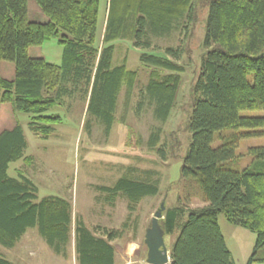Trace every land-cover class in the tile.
I'll return each mask as SVG.
<instances>
[{
	"label": "trees",
	"instance_id": "16d2710c",
	"mask_svg": "<svg viewBox=\"0 0 264 264\" xmlns=\"http://www.w3.org/2000/svg\"><path fill=\"white\" fill-rule=\"evenodd\" d=\"M48 16L46 23L31 21L29 0H0V62H14L13 80L0 77V105L11 103L14 112L30 116L29 127L49 138L62 122L53 108L65 97L91 90L88 110L113 126L114 114L123 88L127 105L138 84L139 72L127 61L113 66L115 42L131 39L141 50L142 65L150 69L149 82L141 88L139 110L146 104L154 109L155 119L166 123L176 105L185 66L180 62L191 52L186 42L166 47L160 54L153 37H170L176 31L194 36L199 20L195 0H36ZM106 4L107 19L102 43L98 27ZM210 5L200 73L192 88V110L187 128L191 144L182 166L185 178H199L206 206L189 211L167 208L160 220L166 234L180 227L171 252L172 264H236L219 224L224 214L234 225L257 235L254 253L248 264L264 262V146L249 148L253 167L242 171L225 166L238 157L242 138L264 136V117L242 116V111L264 110V0H208ZM57 38L63 46L61 64L29 55L33 46ZM225 129H247L227 137L214 147L216 134ZM162 128L149 136L151 148L160 143ZM176 139V135L173 134ZM28 140L20 122L0 133V244L13 248L30 229L54 251L66 255L73 231L79 264H116L113 241L125 229L103 225L89 226L83 216H75L73 203L59 195L40 198L38 185L11 164L24 161ZM159 152L165 158L164 148ZM113 200L119 194L128 198L131 212L148 196L159 192L156 184L143 179L120 178L114 186H101ZM151 225V224H150ZM0 264H18L0 254Z\"/></svg>",
	"mask_w": 264,
	"mask_h": 264
},
{
	"label": "rangeland",
	"instance_id": "374dc122",
	"mask_svg": "<svg viewBox=\"0 0 264 264\" xmlns=\"http://www.w3.org/2000/svg\"><path fill=\"white\" fill-rule=\"evenodd\" d=\"M198 5L199 20L194 36L184 37L182 30L170 37H153L155 51L165 53L166 47L189 44L191 52L180 61L185 66L182 73V84L176 105L166 123H159L154 116V109L148 101L139 110L141 88L149 82L150 69L142 65L141 50L133 45L131 39L115 42L113 66H120L127 61L131 70L139 72V82L127 105V91L123 88L114 114V123L109 132L106 124L88 110L91 90L87 93L83 85L81 91L65 97L64 104L58 105L51 112L59 113L63 120L55 125L49 138L36 134L29 127L30 116L24 112H14L11 103L0 105V133L20 122L28 140L27 155L34 157L32 164L20 160L13 162L9 170L12 176L17 169H22L39 188L40 198L59 195L73 203L74 215H82L89 226L103 225L110 228L125 229L122 238L117 239V264H143L139 259L140 249L133 241L140 242L148 250L145 237L152 224L155 213L162 203L167 208L182 207L186 209L182 222H186L191 209L207 205L203 197L202 184L199 178H185L182 166L191 144V131L187 128L188 117L192 110V88L200 73L202 58L206 51L208 0H195ZM28 16L31 21L46 23L48 16L42 11L36 0H29ZM107 19L106 4L100 12L98 36L102 43ZM29 55L34 58H45L51 63L61 64L63 46L57 38L48 40L42 46H33ZM16 75L14 62H0V77L13 80ZM242 116L264 117V110L242 111ZM157 127L162 128L160 143L151 148L148 139ZM247 129H225L217 132L214 147H220L227 137L247 132ZM176 135V139L173 138ZM264 146V136L242 138L237 149L238 157L224 164L234 170L254 168V157L249 148ZM164 148L166 157L159 152ZM143 179L156 184L159 192L148 196L138 203L131 212L128 198L119 194L108 200V194L101 191V186H114L120 178ZM219 224L225 236L229 250L236 264H248L254 253L257 235L249 229L230 223L224 214L219 215ZM27 245H31V254L23 255L26 260L42 256V241L35 232H30ZM180 234V227L173 234H166L165 240L170 253ZM26 239V238H25ZM114 241V242H115ZM129 244V245H128ZM71 246V243H70ZM146 246V247H144ZM72 248L68 247L66 255L54 257L53 248L45 242L44 262L33 264H79ZM29 251V250H28ZM145 251V250H144ZM46 252L44 254H46ZM0 254L11 259L9 249L0 244ZM56 255V254H55ZM258 257H264V250L258 251ZM21 263V262H20ZM28 264V263H26ZM255 264H264L258 261Z\"/></svg>",
	"mask_w": 264,
	"mask_h": 264
},
{
	"label": "water",
	"instance_id": "95a60500",
	"mask_svg": "<svg viewBox=\"0 0 264 264\" xmlns=\"http://www.w3.org/2000/svg\"><path fill=\"white\" fill-rule=\"evenodd\" d=\"M165 203L155 213L152 224L148 228L145 243L148 247V264H172V256L165 240V229L160 220L164 217Z\"/></svg>",
	"mask_w": 264,
	"mask_h": 264
},
{
	"label": "crops",
	"instance_id": "0c3cea01",
	"mask_svg": "<svg viewBox=\"0 0 264 264\" xmlns=\"http://www.w3.org/2000/svg\"><path fill=\"white\" fill-rule=\"evenodd\" d=\"M15 127V126H14ZM35 232L36 234H37V236H38V238H39V241H42V244H43V249L40 251V252H43V254H42V256H40V257H33L31 260H26V258L23 256V255H25V254H27V253H29V254H31L33 251H36V250H33L32 248H31V245H27L26 243H27V241H31V239L30 238H28L27 236L29 235V234H31L30 232ZM26 238V239H25ZM117 241V240H116ZM116 241L114 242H112L114 245H115V248H116ZM45 239H43L41 236H40V234H39V232H38V230L37 229H30V230H28L27 231V233L23 236V238L17 243V245L15 246V247H13V248H9V253H11V258H12V261L13 262H15V263H18V264H26V263H28V264H33V263H35V262H37V260H38V262H40V263H42V262H44V258H43V256L44 255H50V253L48 252H46L44 249H45ZM134 243H135V245L140 249V252H141V254L139 255V259H137L136 261H141L143 264H148L147 263V252H148V250H147V248L146 249H144L142 246H141V243L140 242H136V240L135 241H133ZM47 243V242H46ZM70 243H71V246H70ZM73 243H74V252H75V232L73 231V235H72V238H71V241L69 242V249H70V247L72 248V245H73ZM129 245V244H128ZM144 247H146V246H144ZM29 250V251H28ZM145 250V251H144ZM46 252V254H44ZM53 252H55V253H52V254H54L53 256L54 257H58V258H60L59 256L60 255H63L62 253L61 254H59V253H57L56 251H54V249H53ZM117 253H118V251H117V248H116V252H115V256L117 257ZM33 254V253H32ZM56 254V255H55ZM11 260V259H10ZM116 261H117V258H116ZM21 262V263H20ZM117 264V263H116Z\"/></svg>",
	"mask_w": 264,
	"mask_h": 264
}]
</instances>
